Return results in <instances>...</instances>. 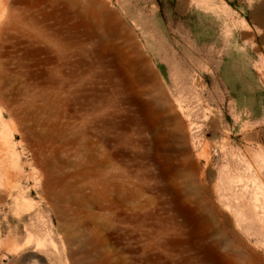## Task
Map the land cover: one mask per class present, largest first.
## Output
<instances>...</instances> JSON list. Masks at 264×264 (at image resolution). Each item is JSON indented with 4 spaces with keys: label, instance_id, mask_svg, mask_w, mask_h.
I'll use <instances>...</instances> for the list:
<instances>
[{
    "label": "rangeland",
    "instance_id": "1",
    "mask_svg": "<svg viewBox=\"0 0 264 264\" xmlns=\"http://www.w3.org/2000/svg\"><path fill=\"white\" fill-rule=\"evenodd\" d=\"M263 1L185 0L182 4V0H0V87L10 82L21 86L55 76L58 80L67 78L75 71L73 64L83 58L75 41L89 51L108 50L114 42L121 49L110 52L114 62L102 70L96 66L95 72L112 75L114 81L115 73L125 77V61L117 59L121 53L130 56L137 71L148 78L151 83L142 101H158L160 116L165 117L168 127L180 128L163 154L180 165L184 161L200 166L195 177L201 188L193 197L201 202L204 215L209 213L211 217L216 231L211 241L227 238L231 245L230 250L224 244L213 253L210 242H201L197 224L185 222L176 211L167 214L166 197L160 188L151 189L144 169L132 162L137 152L144 155L149 151L156 157L161 137L144 133L136 149L123 140L110 141L119 133L131 135L128 126L135 105L108 109V125L122 121L123 127L107 130L108 142H95L94 153L102 156L105 152L109 165L127 169L135 176L138 171L137 184L140 182L144 190L140 199L123 202L113 188L108 199L101 202L104 212L84 202L68 209L60 204L54 211L40 199L43 169L52 171L46 167V160L54 156L55 147L60 151L52 160L60 162L68 159L75 163L76 157L83 158L86 151L78 153L77 145L57 143L55 147L47 145L41 157L38 146L32 143L37 153V158H32L21 145V123L26 119V129L34 128V123L27 114L10 117L2 111L3 104L14 111V98L7 95L0 97V115L9 124L6 132L19 155L9 158V169L15 176L22 174L14 183L23 188L25 209L17 210L4 193L6 188L0 186V264H264V170L258 184L247 171L244 174L245 166L240 162L242 158H254V152L247 149H253L248 137L254 130L260 132L259 143L264 147V29L252 18ZM98 32H111L114 41L107 34L105 39L109 40L102 44L96 37ZM95 41L99 42L97 46ZM61 46L66 48L60 51ZM59 52L65 60L58 58ZM66 57L72 62L65 64ZM94 58L92 55L88 60ZM91 73L89 70L87 75ZM108 80L103 79L101 84L108 89L106 95L114 93L108 88ZM77 106L68 103L63 107L68 114L63 122L73 121L78 126L80 120L74 115ZM208 171L216 176L209 178ZM235 176H243L242 183L235 181ZM184 207L187 214H196L192 204ZM94 214L103 215V219H94ZM151 214L154 219H150ZM166 216L177 220L167 221ZM13 248L19 249L12 252Z\"/></svg>",
    "mask_w": 264,
    "mask_h": 264
},
{
    "label": "bare ground",
    "instance_id": "2",
    "mask_svg": "<svg viewBox=\"0 0 264 264\" xmlns=\"http://www.w3.org/2000/svg\"><path fill=\"white\" fill-rule=\"evenodd\" d=\"M181 3L182 4L185 3V0H182ZM100 12L102 11L100 10ZM102 15L104 14L102 13ZM252 18L256 24H258L262 29H264V1L258 7L257 11H255V13L252 14ZM108 24L111 23L109 22ZM101 25L102 22L100 26ZM111 29L113 28L111 27ZM111 32H108L107 34H111ZM105 34L106 33L104 32L103 33L98 32L97 34L98 36H96L98 40H101L100 42L102 44L104 43V40H106L105 36H107V34L106 35ZM110 39L111 41H114L112 34ZM108 40L109 39H107L106 42ZM261 41L264 42V37L261 38ZM75 43L76 44L78 43L77 45L78 47L76 48L81 51L80 53L83 58L75 65L72 63L73 66L75 67V71L72 73V75L68 76L67 78H62L61 80H58L55 78L56 77L55 76L54 78L47 79L44 82L24 83L21 86H15L17 82L14 85L11 84L10 82V84L8 83L9 85H7L6 87H0V97L12 95L14 98V102H13L14 111L13 110L10 111L8 107L4 106V104L2 105L4 108V110L2 111H5L6 115H9L10 117H15V116L17 117L23 113L27 114L26 116L28 115L29 116L26 118L29 121L32 120L34 123L35 127L33 126L34 128H30V129L25 128L24 121H26V119H24L23 122L21 123L24 128V131L21 135V145L25 148L27 152L30 153L32 158H37L36 151L32 149L33 148L31 146L33 145L32 143H35L34 145L38 146L39 148L38 152L39 154H41V157H43L44 152L46 150L45 147L47 145L48 146L53 145V147H55L57 143L64 145L66 144L77 145L78 148L76 149H78V153H81L82 152L81 150L86 151V155L85 156L83 155V158L76 157V159L78 160H76L75 163H72L68 159L60 162L59 159L58 161L55 160L56 158L52 160V158L55 155L57 157L58 152L60 151L58 147H57L58 149H56V147L53 148L54 150H52V152L54 153L53 154L54 156L50 160H46V162L49 161L48 163H46V167L48 169H51L52 171L43 169L42 172L43 179L44 178L45 179H44V184L42 185L43 188L41 186V195H40L41 202H44L45 204L49 205L54 211H57V208L60 204L61 205L66 204L67 205L66 209H68L70 208L69 205H75L76 203H79L80 205V203L82 204V202L87 203V205L90 206L91 208H97L98 210L103 211L105 208L102 205L103 203L102 200H105V198H107L108 193L113 188L114 190L112 191L113 192L116 191V194L119 193L121 197L120 199H122L123 202L124 201L126 202V200L138 201L140 199V196L144 190L142 189V185L141 187L138 185L140 183L139 181H138L139 183L137 184L136 178L139 177L138 171L135 176L134 172L131 173L127 169L115 167L114 165H109L108 156L106 155L105 152L102 153V156H96V154L94 153L96 150L94 145L95 142H101V143L108 142V138H107L108 136L106 135L107 130L117 131L123 127L122 121L120 123H112L115 122L112 121L110 122L111 125H108L109 120H106L105 118L107 114H110L108 112V109H110L111 107L115 108L116 106L121 107L123 105L124 106L135 105L136 106L135 115L133 117H132L133 114L131 115L132 118L128 126V130L131 132L130 133L131 135L119 133L113 139H110V141L123 140L124 143L133 144L134 148L136 149L138 147V143L140 144V141L144 140L142 137H139L142 136V134L144 133L147 132L154 133L155 135L161 137L162 140L161 144L160 145L156 144L157 148L156 150L154 149L156 152V157L158 158L153 157L155 155L150 154L149 151H146L144 155L138 154L137 152V155L136 154L134 155L135 160H133L134 159L133 157L132 162H134V165H137L144 169V172L146 173L145 176H147V178L152 182V186L151 187L149 186L151 189L154 190L156 188L158 189V187L160 188L162 195L166 197L164 205L168 206L165 208L166 211L168 212V213L166 212L167 214H169V211H172V213L176 211L177 213V214L175 213L176 216L177 215L180 216V218H183L184 221L185 220L193 221V223L197 224L198 226L195 227H199V232L197 233L199 235L200 240H202L201 242L204 243L210 242L209 245L213 253H217L219 248H221V246L224 244L228 249L231 248V245L227 243L228 242L226 240L227 238L221 239L219 241H215V240L211 241V238L214 237L213 233L216 232L214 230L215 227L212 226L211 217L210 215H208L209 213L204 215V210L200 204L201 202L197 200V196L193 197L195 193L201 188V186L199 187L200 183L198 184L197 182L198 180L196 181L197 177H195L196 172H198L200 169V166H197L195 164L189 166L184 161H182L183 164L180 165L175 158H169V155L163 154L165 149L170 147L169 143L172 135L174 133H177L180 128L178 126L174 128L168 127L165 117L163 118L162 116H160L161 115L160 107H159L160 103L158 101H154L153 99H152L153 101L151 100L142 101V98L143 97L145 98L147 94V89H148L147 84L148 82H150L148 81V78L143 73L137 71L130 56H123L120 52H119L120 55L118 54L117 59H121L120 61L122 62L125 61V65H126L125 67L127 68V70L125 71L126 73L125 77H122V74L120 73H115L114 76L117 78V80L114 81L112 75H108L101 72L100 73L95 72L94 68L96 66L99 67L100 70H102L104 67L114 62L113 60L114 56L110 52L121 50L118 46H115L114 42L113 44L110 43L111 47L109 46L110 48H107L108 50L97 48L95 50H90V51L88 50V48L85 49L80 42L75 41ZM98 44L99 42L96 44V46ZM62 47L63 46H61V49H59L60 51L66 48V47L65 48ZM76 54L80 55L79 53ZM66 55L68 56V54ZM92 55L95 57L93 61L88 60L89 57H92ZM64 57L65 56H63L62 52L58 53L59 59L62 60V58ZM66 59L68 62L66 63L64 62L65 64L72 62L71 58L66 57ZM82 67H85L86 70H82L81 69ZM89 70L90 71L92 70L93 73L87 75V72ZM93 77H97V78L93 79ZM103 79H109L108 88H112L114 90V93L109 92L107 93V95L105 94L108 91V89L104 86H101V84L103 83L102 82ZM155 81L156 80H154V82ZM68 103H71V105L73 104L74 106L78 105L77 106L78 108H76L77 110L74 111L75 112L74 115L78 117L80 120L78 126L77 123L73 121L63 122L64 121L63 119L66 120L68 115L66 111L67 108L66 110H64L63 107ZM69 108L70 107L68 106V110ZM118 110H120V108ZM127 111L129 112V110ZM0 114H1V110H0ZM30 116L32 119L30 118ZM1 118L2 117L0 115V123H1L0 186L6 188L4 193H8L7 196L10 199H12L15 207L17 208V210L20 211L25 209L24 208L25 195L21 185L17 186V184L14 183L15 181H18L17 176H19L20 174L15 176L12 173H10L11 171L9 169V166L11 164L9 163V158H18L19 155L16 153L14 147L15 145H12L10 139L8 138V134L6 132V128L9 126V124L3 122ZM104 124L108 125V128L104 127ZM257 125H259V122H257ZM134 136H136V138ZM259 138H260V132H256L255 130L253 133L249 135L248 140L254 144L251 145L253 149H249V148L247 149L248 151L254 152V158H242L240 161L245 166L244 174L247 171L246 173H248V175L250 174V179H252L253 182L258 184H260L263 180L261 171L262 169L264 170V147L261 143H259ZM149 139L150 137L148 138V140ZM163 148L164 150H162ZM48 150L50 152V149ZM160 152H162V154ZM138 158L141 160L140 162H138L139 161ZM207 161L209 160L207 159ZM67 168H69L70 170H68ZM189 170H191L192 172H190ZM226 170H227V176L230 178V170L228 168ZM203 173L202 175H204ZM25 176H22V178L25 179L26 178ZM208 176L209 178L213 179L214 176L216 175L212 171H208ZM233 179H235V181H237L238 183H242L243 176H239V177L235 176L233 177ZM51 188L52 190L53 189L54 190L52 191ZM15 191L17 192L15 193ZM112 200L110 199V201ZM186 203H190L195 207L194 210L192 209L190 210L196 212V214L194 213H191L192 215L187 214V211L184 207ZM120 204L123 203H121L120 201ZM135 205H138V203ZM85 206L86 205L84 204V207ZM135 207L133 208L135 209ZM91 208L88 207V209ZM138 209L137 211L140 210ZM90 211H92V209ZM135 211H133V213ZM58 213L63 214L64 211H60V212L58 211ZM130 215L132 216V214ZM91 217H94V219H98L100 221L103 219V215L95 216L94 214V216ZM132 217H135V215H133ZM175 217L173 218V216L172 217L166 216V220L167 221L171 220L173 222V220H177L175 219ZM128 218L131 217L128 216ZM132 219L135 218H131V220ZM150 219H154V218L152 217ZM99 223L102 224L101 222ZM186 224L188 226V223ZM179 227L181 226L179 225ZM184 227H186V225ZM168 230L169 229H167V231ZM182 232L184 231L182 230ZM17 249L19 248H15V249L13 248V250L12 249L11 250L12 252H14Z\"/></svg>",
    "mask_w": 264,
    "mask_h": 264
}]
</instances>
